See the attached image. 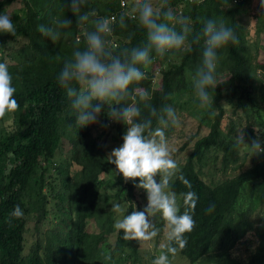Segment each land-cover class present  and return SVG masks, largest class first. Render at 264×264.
<instances>
[{
	"label": "trees",
	"instance_id": "16d2710c",
	"mask_svg": "<svg viewBox=\"0 0 264 264\" xmlns=\"http://www.w3.org/2000/svg\"><path fill=\"white\" fill-rule=\"evenodd\" d=\"M183 3L172 0L173 9L179 13ZM227 3L225 7L220 0L194 1L185 3L182 9V14L192 18L196 31L202 28L199 18L211 17L224 19L239 37L238 45L221 50L213 108L204 116L211 120L207 133L197 138L180 164L198 196L193 215L196 227L187 236L186 248L178 253L189 264L208 259L215 245H222L219 235L243 191L250 184L264 183V154L252 156L251 165L231 178L206 182L202 176V167L212 151L222 153V172L236 163L239 151L251 155L235 144L241 129L246 143L259 138L264 147V131L250 113L253 105L249 110L245 104V100L252 101L256 91L264 103V59L258 45L255 54L250 52L244 21L254 16L260 22L258 35L262 40L264 11H250V0ZM12 5L19 8L13 9ZM89 8L109 17L121 12L119 0H88L85 10ZM4 11L11 15L16 35L0 34V62L9 66L19 109L0 128V264H140L139 243L125 241L123 233L114 229L116 214L111 211L113 204L119 203L126 206L121 216L131 214L130 203L136 206L135 184L139 181L125 182L116 174L115 166L107 162L103 145L111 132L115 140L116 135L121 138V146L127 129L123 123L110 121L104 108L96 124L78 130L70 102L57 83L63 61L71 55L77 37L83 46V29L76 27L75 16L63 8V0H0V13ZM20 13L22 19L14 22ZM63 15L73 21V26L62 30L67 35L60 40L52 42L37 31L38 25ZM114 39L121 46L131 47L140 44L144 36L129 20L128 28L115 27ZM201 50V45H194L192 51L180 53L171 61L157 58L147 70L149 78L141 86L152 92V104L157 109L171 105L173 96L191 89ZM166 95L168 99H164ZM174 190L188 191L179 180ZM262 202L264 189L258 198V204ZM16 205L24 215L9 220ZM210 205H214V211L209 214L205 210ZM45 223L50 225L43 230ZM32 229L37 238L29 243ZM252 231L251 237L237 245L240 253L224 254L226 264H264V226Z\"/></svg>",
	"mask_w": 264,
	"mask_h": 264
},
{
	"label": "clouds",
	"instance_id": "9594fccd",
	"mask_svg": "<svg viewBox=\"0 0 264 264\" xmlns=\"http://www.w3.org/2000/svg\"><path fill=\"white\" fill-rule=\"evenodd\" d=\"M220 3L229 6L227 0ZM260 6L264 11V0H260ZM63 8L71 11L76 27L83 29V46L77 37L71 55L64 59L57 75L58 86L75 114L74 125L79 130L96 124L104 108L110 121L123 123L127 129L123 143L111 151L107 162L115 166L116 174L125 182L138 180L135 187L147 195V206L138 211L130 203L131 214L116 219L114 229L123 233L125 241L149 242V246L163 233L166 243L160 244V248L164 251L152 264H171L170 257L186 248L187 236L196 227L193 215L198 196L191 190L192 185L169 146L167 130L180 126L176 109L170 104L157 109L152 104V92L141 85L149 78L147 70L157 58L171 61L180 53L192 51L194 45H201V62L195 68L192 83L199 107L212 109L219 84L221 50L230 44L238 45L239 37L224 19L211 17L199 18L202 28L196 31L192 18L177 13L172 0H130L118 15L111 17L99 15L94 8L85 10L88 0H63ZM129 20L136 23L144 39L135 46H121L114 39L115 27L126 29ZM72 26L73 21L63 15L38 25L37 31L56 42L67 35L62 30ZM0 34L16 35V25L7 11L0 13ZM16 91L8 64L0 62V120L11 118L18 111ZM235 144L251 156L264 154L259 138L245 142L243 129L237 131ZM176 180L188 191L177 193ZM111 211L119 215L122 206L115 203ZM205 211L212 213L214 205ZM23 215L16 205L9 220Z\"/></svg>",
	"mask_w": 264,
	"mask_h": 264
},
{
	"label": "rangeland",
	"instance_id": "374dc122",
	"mask_svg": "<svg viewBox=\"0 0 264 264\" xmlns=\"http://www.w3.org/2000/svg\"><path fill=\"white\" fill-rule=\"evenodd\" d=\"M260 5L259 0H250L249 10L257 11L259 14L262 9H258ZM13 9H18L19 6L12 5ZM17 12L15 10L12 12L14 15ZM22 14L14 19V22H18L22 19ZM246 23V38L249 44L250 52L252 54L256 53V45H258V50L260 47L261 40L258 35L260 30V22L254 16H248L244 19ZM255 21V22H253ZM191 89L187 90L185 93L180 96H173L171 105L176 109L177 115L180 118V126L176 128H170L167 130L168 142L171 149H173V158L176 159L180 164L184 161V156L187 152L192 149L193 143L197 138L203 137L208 130V126L211 120L207 117L204 118L207 108H200L197 97L195 96L193 83L191 82ZM156 86V82H154ZM252 101L245 100V104L248 109L252 110L250 113H254L253 120L257 123V127L264 131V103L261 102L262 99L259 98V93L256 91L251 96ZM264 100V99H263ZM225 102L228 103L227 100ZM239 115H242L241 111H238ZM8 122V117L5 120H0V128L6 125ZM123 132V134H125ZM113 133L110 132V135L105 137L103 145L107 148V155L111 151L120 145V137H113ZM189 144L181 149L184 144L189 141ZM256 156V155H253ZM237 161L234 164H229L225 172L221 171L222 168V153L220 152H210L207 156L206 164L202 167V176L206 182H209L214 178V180H222L224 178H231L235 176L237 172L241 169L245 170L251 165L252 156L246 155L245 152L239 151V154L236 156ZM219 169V171H218ZM264 189L263 182H256L255 184H250L246 187L245 191L241 196L238 206L235 211L228 217L226 223L228 224L226 228L220 233L219 237L223 238L222 245H215L212 250V253L206 259L198 262V264H226L225 253L231 252L235 255L240 253L239 246L240 242L245 241L247 237H251L252 229H255L259 226H264V203L258 204V198ZM122 210H125V205L120 204ZM139 211H142L147 206V195L146 193L138 189L137 190V203ZM252 210L249 212V208ZM116 214V213H115ZM121 214H116V219L121 218ZM50 223H45L42 228L46 230L49 228ZM160 224L157 226L159 227ZM35 230L32 229L29 232V243L36 240ZM114 241V237L110 239ZM144 242L138 245L137 255L140 257V264H152L153 259L159 255L164 249L160 248V244L166 243V240L163 238V233L154 239V241ZM171 264H189L187 260L177 254L174 258L170 257Z\"/></svg>",
	"mask_w": 264,
	"mask_h": 264
},
{
	"label": "built area",
	"instance_id": "2783aa9c",
	"mask_svg": "<svg viewBox=\"0 0 264 264\" xmlns=\"http://www.w3.org/2000/svg\"><path fill=\"white\" fill-rule=\"evenodd\" d=\"M194 1L201 2L202 0H184V3L179 8V13H182V9L185 6V3H192ZM119 2H120V8H121V10H123L124 7L129 3V1H127V0H119ZM237 2H238V0H232V3L233 4H235ZM111 16H114V15H111ZM259 52H260L261 57L264 59V39L260 43Z\"/></svg>",
	"mask_w": 264,
	"mask_h": 264
}]
</instances>
